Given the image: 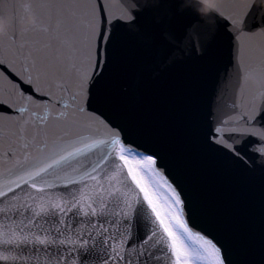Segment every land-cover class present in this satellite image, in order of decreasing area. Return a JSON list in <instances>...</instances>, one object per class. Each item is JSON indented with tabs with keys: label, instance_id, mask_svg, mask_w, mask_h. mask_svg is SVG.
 <instances>
[{
	"label": "snow or ice",
	"instance_id": "obj_1",
	"mask_svg": "<svg viewBox=\"0 0 264 264\" xmlns=\"http://www.w3.org/2000/svg\"><path fill=\"white\" fill-rule=\"evenodd\" d=\"M4 9L11 23L0 38V261L89 264L99 242L101 264H151L154 253L166 264H264V224L258 240L205 226L176 154L120 107L139 98L146 73L163 79L191 63L212 81L227 41L231 110L222 111L218 88L193 110L183 137L219 171L264 182V5L225 0L212 27L194 26L178 0H121L116 8L21 0ZM28 14L39 23L22 28ZM141 222L147 232L137 243ZM200 225L207 236L193 230Z\"/></svg>",
	"mask_w": 264,
	"mask_h": 264
},
{
	"label": "water",
	"instance_id": "obj_2",
	"mask_svg": "<svg viewBox=\"0 0 264 264\" xmlns=\"http://www.w3.org/2000/svg\"><path fill=\"white\" fill-rule=\"evenodd\" d=\"M20 2L21 0H5V3L0 5V14H3L6 4L16 5ZM103 2L110 3V0ZM132 2L134 5L145 6L154 0ZM214 2L222 4L225 0ZM257 2L264 5V0ZM178 3L194 26L204 23L212 27L215 24L216 11L204 16L205 6L199 0H178ZM14 11L19 9L14 8ZM220 53L218 71L212 81L204 80L200 70L191 63L170 69L163 79L154 80L151 73H146L140 87L139 98L129 96L123 100L120 107L123 114L142 134L152 137L176 154L178 163L202 205L201 215L205 226H211L222 233L242 230L258 240L261 226L264 224V182L259 178H241L219 171L216 166L196 154L183 137L184 126L193 110L203 102L206 95L211 98V93L218 88L221 90L222 111L231 110L236 88L235 57L227 41L222 42ZM226 70L231 73L228 77H225ZM133 75L134 68H128L121 82H126ZM251 86L259 91V85ZM113 94L118 95V90H114ZM137 151L143 153V149ZM197 223L199 224V221ZM193 230L200 231L201 235H208L203 225ZM134 232V239L139 243L143 240L147 228L141 222ZM253 254L259 259L258 244ZM156 255L158 253H154L151 264H166L162 255L159 260L155 259ZM103 256L98 242L96 250L86 259L89 264H101ZM40 259L43 260L42 254ZM0 264L8 262L0 261ZM69 264H73V261L69 260Z\"/></svg>",
	"mask_w": 264,
	"mask_h": 264
},
{
	"label": "clouds",
	"instance_id": "obj_3",
	"mask_svg": "<svg viewBox=\"0 0 264 264\" xmlns=\"http://www.w3.org/2000/svg\"><path fill=\"white\" fill-rule=\"evenodd\" d=\"M205 6L203 11L204 16H208L211 11H216V6L218 5L214 0H199ZM5 0H0V5H3ZM110 4L116 8L120 4V0H110ZM11 23V15L6 14L5 9L3 14H0V38H3L7 34ZM39 23L38 17L35 14L25 15L23 18L22 28H32L37 26Z\"/></svg>",
	"mask_w": 264,
	"mask_h": 264
}]
</instances>
